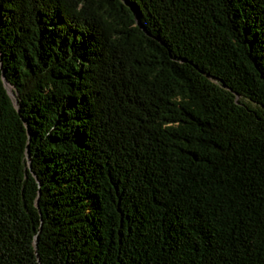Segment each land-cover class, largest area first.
Returning <instances> with one entry per match:
<instances>
[{
  "label": "trees",
  "instance_id": "obj_1",
  "mask_svg": "<svg viewBox=\"0 0 264 264\" xmlns=\"http://www.w3.org/2000/svg\"><path fill=\"white\" fill-rule=\"evenodd\" d=\"M0 264H264V0H0Z\"/></svg>",
  "mask_w": 264,
  "mask_h": 264
},
{
  "label": "rangeland",
  "instance_id": "obj_2",
  "mask_svg": "<svg viewBox=\"0 0 264 264\" xmlns=\"http://www.w3.org/2000/svg\"><path fill=\"white\" fill-rule=\"evenodd\" d=\"M6 89L8 90L9 94L14 98L15 90L12 85L6 83Z\"/></svg>",
  "mask_w": 264,
  "mask_h": 264
},
{
  "label": "water",
  "instance_id": "obj_3",
  "mask_svg": "<svg viewBox=\"0 0 264 264\" xmlns=\"http://www.w3.org/2000/svg\"><path fill=\"white\" fill-rule=\"evenodd\" d=\"M123 1H126V0H123ZM5 79H6V78L3 77L4 86L6 87V83H7V81H6Z\"/></svg>",
  "mask_w": 264,
  "mask_h": 264
}]
</instances>
